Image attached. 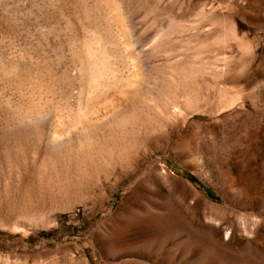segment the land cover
<instances>
[{
	"label": "rangeland",
	"instance_id": "1",
	"mask_svg": "<svg viewBox=\"0 0 264 264\" xmlns=\"http://www.w3.org/2000/svg\"><path fill=\"white\" fill-rule=\"evenodd\" d=\"M95 36L91 106L124 112L0 143V264H264V0H0V87L37 74L80 116Z\"/></svg>",
	"mask_w": 264,
	"mask_h": 264
},
{
	"label": "bare ground",
	"instance_id": "2",
	"mask_svg": "<svg viewBox=\"0 0 264 264\" xmlns=\"http://www.w3.org/2000/svg\"><path fill=\"white\" fill-rule=\"evenodd\" d=\"M116 9H118V6ZM96 36L87 39L88 41L85 39L82 45H77L75 47L78 79L80 81L78 92H76V94L78 93L76 105L80 116H75L76 118L72 117L73 119H71L74 111L72 112V107L70 105H62L59 101L54 100V96L52 95L54 92L51 94V91L48 89L46 84H44L43 79H41L37 74H31L30 72L27 76L18 75V77H16L17 74H19L17 72V74H12L13 72L10 70V74H7L8 72L6 73L4 78L5 84L2 82L4 86L3 88L0 87L1 144L7 145V147L9 144L18 147L22 143V137L27 136L30 138V141L28 142H30L31 150L35 152L34 149L37 145L41 132V126H39L40 120H42L45 116L47 117L49 115L51 117L47 132V139L51 142H59L67 138L70 139L72 133H84V131L91 128L93 124L98 123L99 125V123L105 124L107 122L109 124V122H112L113 120L115 121L116 112L119 110L124 112L122 107L123 104H121L122 102L120 104L114 103V97L112 98L111 96V98L109 97L110 100H107L108 98L105 97L103 98V96L101 97L103 98L102 100L99 98L102 106H106H104L106 108L104 112L98 113L96 110L97 108L95 109L96 105L91 106L93 98L98 97L97 94L100 89H105L104 86L108 80L107 74L110 73H106L104 71L105 67H103L102 62L98 58L100 55L97 57L96 51L92 46L93 43H96L95 46H98L100 43V38ZM128 57L133 64L132 66L135 68V65L138 64L136 55H134V52H130ZM104 66L106 65L104 64ZM111 75L112 74H110V76ZM131 77L132 78L129 79L130 81L128 80L126 82L125 88L127 86L131 87V89L132 87L135 88L136 84H138V80L142 78L138 67L137 70L134 69V73ZM125 88L121 92L119 91V94L124 99L129 96H125L128 93V88ZM90 106L92 108H90Z\"/></svg>",
	"mask_w": 264,
	"mask_h": 264
}]
</instances>
